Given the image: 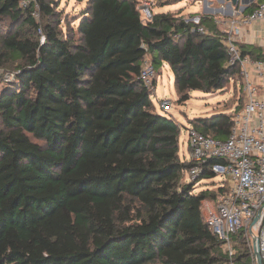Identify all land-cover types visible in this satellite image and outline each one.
<instances>
[{"label":"trees","instance_id":"obj_1","mask_svg":"<svg viewBox=\"0 0 264 264\" xmlns=\"http://www.w3.org/2000/svg\"><path fill=\"white\" fill-rule=\"evenodd\" d=\"M54 5L0 0V69L14 74L0 77V264H227L203 209L223 189L194 193L216 176L186 182L180 128L152 101L166 65L179 104L242 82L217 18L145 23L139 0H86L64 32ZM195 16L207 33L193 31ZM239 47L264 61L263 48ZM146 59L152 88L140 78ZM234 115L189 125L224 141ZM236 240V264H250Z\"/></svg>","mask_w":264,"mask_h":264},{"label":"built area","instance_id":"obj_2","mask_svg":"<svg viewBox=\"0 0 264 264\" xmlns=\"http://www.w3.org/2000/svg\"><path fill=\"white\" fill-rule=\"evenodd\" d=\"M152 6L150 1L142 5L145 23L153 19ZM190 21L196 25L193 31L207 33L199 27L200 16ZM216 23L227 28L224 44L231 58L229 64L240 66L244 106L234 115L233 127L224 141L206 136L194 128L188 130L191 156L186 160L192 165L186 176L189 181H195L201 179L206 171H211L223 179L216 188L223 189L222 194L216 202L207 201L203 209L209 228L223 243L227 264H236L238 236L249 247L250 264H258L256 242L264 264V61L243 56L239 47L244 27L264 23V1L258 2L249 13L216 19ZM140 78L147 87H153L156 71L148 59L144 62ZM165 103V108H169L170 102Z\"/></svg>","mask_w":264,"mask_h":264},{"label":"rangeland","instance_id":"obj_3","mask_svg":"<svg viewBox=\"0 0 264 264\" xmlns=\"http://www.w3.org/2000/svg\"><path fill=\"white\" fill-rule=\"evenodd\" d=\"M33 1V0H32ZM142 4L152 2V11L160 10L162 13H171L180 17L190 19V15L198 14L206 9L207 3L217 7L219 3L216 0H139ZM86 0H55L54 7L59 15L62 16L61 27L66 32L70 28L77 26V19L81 11L85 8ZM239 9V8H238ZM188 12L192 14H188ZM155 13V12H154ZM37 19L41 20L40 12ZM230 19V18H228ZM220 31L224 32L221 24L218 25ZM14 74L6 73L0 69V77L4 76L7 82L12 83ZM156 79V86L153 87L152 101L156 106L157 112L161 115L171 117L180 128V155L182 159H190L188 148V130L191 128L190 122L196 118L211 117L215 114L227 113L238 114L243 109V92H241L242 82L231 79L229 84L215 94H205L199 91L191 93L190 100L186 104L177 103L178 98L174 85V76L166 65L163 71ZM0 84V89L3 88ZM170 102V107L165 108ZM166 105V106H165ZM240 108V111H239ZM238 110V112H237ZM186 182L189 179L185 178ZM223 183V179L216 176L212 179L204 178L197 184L194 193L203 190L216 192V188Z\"/></svg>","mask_w":264,"mask_h":264},{"label":"crops","instance_id":"obj_4","mask_svg":"<svg viewBox=\"0 0 264 264\" xmlns=\"http://www.w3.org/2000/svg\"><path fill=\"white\" fill-rule=\"evenodd\" d=\"M216 1L219 3V6L217 7V9H216V6L212 5V3H207L206 9H203L201 10L200 13L194 14V15H209L212 17H216L219 20H223V19L232 18L233 16L239 15L240 13H245V12H242L241 8L239 9L233 8V12H231L229 4L225 0H216ZM154 12L156 14L162 13V11L160 10H157ZM188 14H192V13L188 12ZM222 27L224 28V32H226L227 30L226 26L222 25ZM239 44L247 45V46H258L264 49V23L254 24L249 27H244L242 40H240ZM165 102H168V101H165ZM206 203L207 201H205L203 205L205 206Z\"/></svg>","mask_w":264,"mask_h":264},{"label":"water","instance_id":"obj_5","mask_svg":"<svg viewBox=\"0 0 264 264\" xmlns=\"http://www.w3.org/2000/svg\"><path fill=\"white\" fill-rule=\"evenodd\" d=\"M230 7V11L233 12V8H241L242 12H245L247 8H249L256 0H225ZM255 254L257 257L258 264H263V260L257 245L255 243Z\"/></svg>","mask_w":264,"mask_h":264}]
</instances>
